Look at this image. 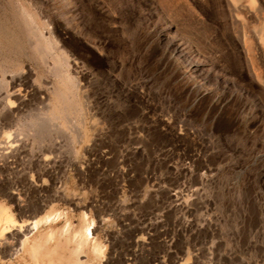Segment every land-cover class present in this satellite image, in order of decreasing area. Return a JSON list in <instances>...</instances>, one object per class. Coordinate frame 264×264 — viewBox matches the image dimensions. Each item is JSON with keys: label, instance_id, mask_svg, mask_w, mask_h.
Segmentation results:
<instances>
[{"label": "rangeland", "instance_id": "obj_1", "mask_svg": "<svg viewBox=\"0 0 264 264\" xmlns=\"http://www.w3.org/2000/svg\"><path fill=\"white\" fill-rule=\"evenodd\" d=\"M61 60L81 112L50 136L32 122L52 92L32 88L57 89ZM19 68L8 127L24 137H0L18 149L0 153V206L31 242L54 231L46 247L69 258L90 227L105 254L86 245L85 264H264V0H0V77ZM0 264L44 262L19 236L0 237Z\"/></svg>", "mask_w": 264, "mask_h": 264}, {"label": "bare ground", "instance_id": "obj_2", "mask_svg": "<svg viewBox=\"0 0 264 264\" xmlns=\"http://www.w3.org/2000/svg\"><path fill=\"white\" fill-rule=\"evenodd\" d=\"M253 1L255 4V0H253ZM233 5H234V7L237 6L236 4H233ZM23 15L25 17L24 20H26V22H27L26 23L27 26L34 24L36 27V29L34 28V31H38V33H39L40 31H39V28L37 27L38 20H37V17L34 15V13H31L29 11L24 10ZM43 24H45V22H43ZM48 30L52 34V31L50 30V28ZM34 31H33V33H34ZM39 35H40V33H39ZM50 36L46 37L45 42H43V43L39 42L36 46H34L36 48V51L34 52L35 56L39 55L40 57H42V59H45L50 54V51H51L50 48L52 47V40H51ZM41 37H44V36H41ZM49 57H51V56H49ZM55 57H56V59L61 58V57H57L56 54H55ZM61 61L58 62L55 67L53 66L54 69L52 66L47 64V62H49V61L46 62L47 67L50 70L52 69L53 70L52 72H56V74H57L56 76L59 78V82L61 84L57 89L52 88V86L46 87V89H47L46 93L45 94L43 93L42 95L40 94V91L42 88L39 85L35 86L34 89L32 88L33 91L31 90L35 95H40L42 98L47 97V93L49 90H51V92H52V95L54 98L53 108L50 109L49 112H47V115L45 117V119H46L45 122L40 121V120H38V121L35 120L34 122H32L33 129L35 127L36 130L37 129L41 130L43 128V126H45L47 128L46 131H49L50 136H55V132H59V131L61 133L67 132L66 128L69 127L68 119L71 117V110L72 109H76V110H74L75 113L81 112V106L78 103V101L76 100L75 95L73 93L74 88L77 87V81H76L75 77H73L72 72L69 71L65 67V66H69V63L67 61L66 62L62 61L63 62L62 63ZM50 64H51V62H50ZM19 69H20L19 71H21V72H19V73L17 72L18 74L16 72H14L12 74L10 73L9 78L7 77L6 74H3L2 77H0V84L7 87V89L2 90V94H1L2 107L0 110V128H1L0 137L7 139L8 142L16 140V138L20 139V138L24 137V136L20 135V132L13 131L12 129H10L8 127V125L10 124L11 118L13 117L15 119V115H17L16 109L18 108L17 107L18 105L16 106V104H15L16 99H18V101L20 103L24 99H26V97L22 96V90H27V88H29V86H30V85H28V82L30 81L31 75L27 74V71H24L23 68H19ZM1 88H2V86H1ZM13 97L16 98L15 101L12 99ZM15 107H17V108L15 109ZM18 110L20 111L21 108L17 109V111ZM1 119H5L8 121L7 123H5L6 125H4L6 127L2 126ZM72 123H75V122H72ZM77 124H79V123H77ZM80 126H81V129L78 130L79 132L77 131L78 132L77 135H79L80 137L88 136V133L86 132V128L83 130L82 125H79L77 127H80ZM46 133H48V132H46ZM69 135H70V138H72V139H74L76 137L75 134L69 133ZM14 145H16V144L7 145V147H4V149L2 148L3 150H1L0 153H2V152L10 153V152H14V150H15V152L18 151V149H15ZM2 147H3V145H2ZM49 220H50V215L39 216L31 222L30 227L32 229H37L43 222H46ZM17 225L18 224H17L11 210L7 207L0 206V237L4 238L5 240H9V239H15V238L17 239V237L20 236L21 237V248L25 249V248L29 247L30 253L36 257L38 255H40L44 264H85L83 261L80 260L79 253L81 252V250L84 247H86V245H89V244L91 245V249H92L93 253H95L96 255H104L105 254L104 245L100 241H98L97 239H95L94 241H91V242L88 241V234L87 233H88V231L91 232L90 227L86 228V230L84 232H81L80 237H77L79 235V233L74 234V238L78 239L77 245H76V248L74 250H72V255L69 258H66L63 254V251H62L64 246L62 245L61 241H59L54 248L49 249L46 247V242L48 239H50L54 236V234H55L54 231H52L48 235L41 234V235L35 237L34 240L31 242L30 237L28 235L29 232L26 233L24 231L25 229L23 227H18ZM30 227H29V230L31 231ZM70 236L71 235L67 236V239H66L67 242H69L71 240ZM8 245H9L8 246L9 249L12 250L14 244L8 243ZM183 264H185V263H183Z\"/></svg>", "mask_w": 264, "mask_h": 264}]
</instances>
